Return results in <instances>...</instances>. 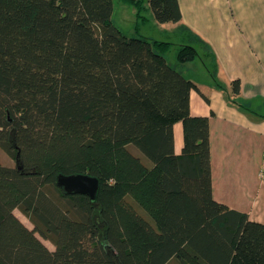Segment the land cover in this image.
I'll list each match as a JSON object with an SVG mask.
<instances>
[{"label":"trees","instance_id":"16d2710c","mask_svg":"<svg viewBox=\"0 0 264 264\" xmlns=\"http://www.w3.org/2000/svg\"><path fill=\"white\" fill-rule=\"evenodd\" d=\"M121 1L181 20L178 0ZM112 11L0 0V149L14 159L0 161V264H264V223L213 197L209 116L189 108L197 85L167 62L169 41L125 36ZM184 37L179 64L199 55L200 38ZM60 173L95 176V199L65 192Z\"/></svg>","mask_w":264,"mask_h":264},{"label":"crops","instance_id":"0c3cea01","mask_svg":"<svg viewBox=\"0 0 264 264\" xmlns=\"http://www.w3.org/2000/svg\"><path fill=\"white\" fill-rule=\"evenodd\" d=\"M178 3L181 20L173 26L183 41L187 31L196 34L204 57L178 63L177 69L198 87L190 92V113L209 116L213 197L264 223V0ZM235 79L240 92L233 96ZM173 133L175 153H180V121Z\"/></svg>","mask_w":264,"mask_h":264},{"label":"rangeland","instance_id":"374dc122","mask_svg":"<svg viewBox=\"0 0 264 264\" xmlns=\"http://www.w3.org/2000/svg\"><path fill=\"white\" fill-rule=\"evenodd\" d=\"M144 5H145V8L142 9V15L145 16L146 19H143L142 17H138L136 15V9L132 4L123 2L121 0H113V11L111 14L112 23L115 26H117L125 36H128V37H145V38H148L149 40L157 39V40L169 41L171 44L165 56H166L167 62L171 66L178 68L176 54H177V51L180 45L184 43V41L181 39V37H179V32L176 30V28H174L172 22L160 23L156 21L152 13V10L150 9L146 1ZM196 45H198L197 42H196ZM196 47L197 49H199L198 46ZM201 48L203 51H205L204 46H202ZM199 52H201L200 49H199ZM200 54H201V57L200 55L196 56L195 61H200L204 58L202 52ZM207 76L211 78V75L209 73L207 75L200 73V78L206 79ZM129 147L131 149V152L135 154L136 156H139L142 162H144L145 164H150V161L148 160V158H146L140 152L139 149H137L133 145H129ZM0 161L3 164H7V165L14 164V159L2 149H0ZM14 213L29 228H32V224L19 211V209H15ZM40 239L50 249H54L53 245L49 241L41 237Z\"/></svg>","mask_w":264,"mask_h":264},{"label":"water","instance_id":"95a60500","mask_svg":"<svg viewBox=\"0 0 264 264\" xmlns=\"http://www.w3.org/2000/svg\"><path fill=\"white\" fill-rule=\"evenodd\" d=\"M56 183L67 193H80L95 199L99 181L87 173L58 174Z\"/></svg>","mask_w":264,"mask_h":264},{"label":"built area","instance_id":"2783aa9c","mask_svg":"<svg viewBox=\"0 0 264 264\" xmlns=\"http://www.w3.org/2000/svg\"><path fill=\"white\" fill-rule=\"evenodd\" d=\"M261 172L264 173V151H263V162L261 166Z\"/></svg>","mask_w":264,"mask_h":264}]
</instances>
